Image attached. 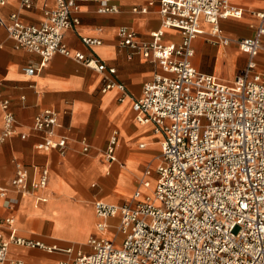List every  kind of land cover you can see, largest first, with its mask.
I'll return each instance as SVG.
<instances>
[{"label":"built area","instance_id":"built-area-1","mask_svg":"<svg viewBox=\"0 0 264 264\" xmlns=\"http://www.w3.org/2000/svg\"><path fill=\"white\" fill-rule=\"evenodd\" d=\"M8 0H0V26L18 46L42 56L41 66L55 53L73 56L99 71L116 72L95 53L89 56L72 52L65 33L80 23L78 0H56L54 7L44 9L39 23H25L12 13L9 23L1 14ZM100 12H116L111 0H99ZM160 3L162 26L151 33L150 40L138 38L127 25L118 35L129 45L157 61L162 70L143 85L142 94L133 97L135 117L141 123H152L162 136L161 161L156 168L153 195L136 190L133 204L95 202L102 228L111 227L109 219L118 217L117 240L91 236L89 249L74 246H47L40 240L19 235L6 236L0 229V262L8 259L9 247L59 249L71 254L56 264H264V70L258 69L256 56L264 39V10L256 33L237 39L248 55L244 71L232 81L200 71L193 63V39L203 33L201 22L211 24V34L229 43L220 19L239 16L242 10L229 0H151ZM31 7L33 0H22ZM148 5L134 7L146 13ZM180 33L178 41H164L165 29ZM87 45L100 44L101 39L83 36ZM33 74L36 67H25ZM125 85L107 81L103 91ZM1 95V88H0ZM4 127L0 142L15 133L16 117L7 98L1 100ZM58 112L47 108L35 116L34 129L43 133L39 149L57 146L65 155L68 138L57 136ZM26 138V133H20ZM117 133L109 140L106 152L116 159ZM88 150V145L84 146ZM151 169L147 170V174ZM49 169L43 168L38 181H29L28 168L16 161L11 185L21 193L45 187ZM143 185L151 186L150 179ZM11 217L0 219V226L11 224ZM13 264H24L17 259Z\"/></svg>","mask_w":264,"mask_h":264},{"label":"crops","instance_id":"crops-1","mask_svg":"<svg viewBox=\"0 0 264 264\" xmlns=\"http://www.w3.org/2000/svg\"><path fill=\"white\" fill-rule=\"evenodd\" d=\"M149 1L111 0L119 10L104 13L98 10L99 0H78L81 21L75 29L66 31L65 42L72 52L87 56L95 53L106 65L116 68L114 74L63 53H55L41 66L39 53L18 46L0 26V133L4 127L3 98L9 99L17 120L15 133L0 142V219H12L11 224L0 226L6 236L19 235L62 248L81 244L89 249L87 241L93 235L112 238L119 220L112 217L111 227H100L103 219L96 212L97 200L133 204L136 190L142 191L141 199L148 194L145 178L153 188L156 185L162 136L154 131L152 123L137 121L132 98L142 94L143 85L162 67L124 45L118 35L120 26L127 25L139 39H151V33L162 26V16L160 3L148 5ZM229 1L242 10L239 16L220 19L231 41L225 44L214 39L211 24L203 20V33L193 39L192 63L202 72L232 81L248 63V55L236 40L255 35L259 23L256 12L264 10V0ZM55 4L56 0H33L32 6L26 7L22 0H8L1 14L9 23L15 12L25 23H39L45 17L44 9ZM146 5V13L133 10ZM83 36L102 41L89 46ZM163 39L178 41L180 33L167 28ZM256 60L258 69L264 70V39ZM28 65L36 67L31 75L25 71ZM109 80L124 84L126 90L114 86L103 91ZM47 108L58 112L57 136L68 138L65 155L57 146L49 150L36 146L43 133L34 129L35 116ZM114 132L118 137L116 159L110 161L106 149ZM20 133L27 137L22 138ZM85 145L88 150H84ZM16 161L28 168L31 184L40 179L47 166L45 187L31 185V190L23 194L12 186ZM70 258V253L59 249L11 244L8 259L0 264H13L17 259L24 264H56Z\"/></svg>","mask_w":264,"mask_h":264},{"label":"rangeland","instance_id":"rangeland-1","mask_svg":"<svg viewBox=\"0 0 264 264\" xmlns=\"http://www.w3.org/2000/svg\"><path fill=\"white\" fill-rule=\"evenodd\" d=\"M112 238L114 239V240H117V238H118V234L117 233H112ZM79 247H82V248H84L85 250L86 249H88L86 246H84V245H81V244H76V249H78Z\"/></svg>","mask_w":264,"mask_h":264},{"label":"bare ground","instance_id":"bare-ground-1","mask_svg":"<svg viewBox=\"0 0 264 264\" xmlns=\"http://www.w3.org/2000/svg\"><path fill=\"white\" fill-rule=\"evenodd\" d=\"M147 192L150 193L151 195H153V185L151 184V186L147 189Z\"/></svg>","mask_w":264,"mask_h":264}]
</instances>
